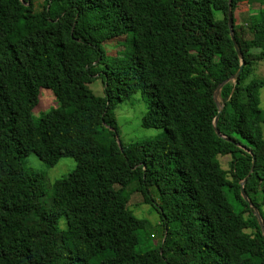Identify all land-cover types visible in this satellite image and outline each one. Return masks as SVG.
<instances>
[{"label": "trees", "instance_id": "obj_1", "mask_svg": "<svg viewBox=\"0 0 264 264\" xmlns=\"http://www.w3.org/2000/svg\"><path fill=\"white\" fill-rule=\"evenodd\" d=\"M242 3L264 0H231L245 64L221 90L219 136L214 92L241 67L229 0H0V264H264L263 231L241 195L248 178L264 222V79L246 83L264 60V9L238 26ZM128 32L133 53L108 58L104 44ZM96 79L103 96L88 86ZM41 88L58 106L35 120ZM137 92L142 125L165 133L125 146L115 108ZM31 152L48 167L76 162L49 206L45 175L26 170ZM133 181L146 204L152 188L158 196L155 248L137 236L147 223L129 208Z\"/></svg>", "mask_w": 264, "mask_h": 264}, {"label": "rangeland", "instance_id": "obj_2", "mask_svg": "<svg viewBox=\"0 0 264 264\" xmlns=\"http://www.w3.org/2000/svg\"><path fill=\"white\" fill-rule=\"evenodd\" d=\"M264 9L263 4L242 3L236 11V24L238 26L249 23L257 11ZM132 32L125 36L119 37L113 41L104 44L106 56L108 58H125L130 56L134 51ZM264 79V60L254 64L253 74L246 80L249 81ZM89 88L96 96L104 95V84L101 79H96L88 84ZM58 106L54 92L48 88H41L39 92V102L32 111V116L38 120L46 112ZM260 107L264 113V87L260 90ZM147 112V104L142 98L141 92H137L129 99L116 105L115 114L118 122L119 140L123 145H129L133 142L155 139L165 133L163 128H146L142 125V119ZM264 136V124L262 125ZM119 141V142H120ZM219 161L224 170H229V156H220ZM24 164L28 172H41L45 175L46 193L42 197V203L49 206L52 202V185L53 183L72 172L76 167V162L72 158H62L54 167H48L39 157L31 152L24 158ZM137 182H132L127 187L129 195V208L134 212L136 217L145 220L147 225L145 229L137 231V236L143 249L155 248L161 241L160 215L157 211L158 196L152 188V195L155 202L146 204L140 192L136 190ZM59 227L62 230L67 228L65 216L59 220ZM155 235V237L153 236Z\"/></svg>", "mask_w": 264, "mask_h": 264}, {"label": "water", "instance_id": "obj_3", "mask_svg": "<svg viewBox=\"0 0 264 264\" xmlns=\"http://www.w3.org/2000/svg\"><path fill=\"white\" fill-rule=\"evenodd\" d=\"M228 24H229V28H230V35H231V39L233 41V44H234V48H235V51L237 52L239 58L241 59V67L240 69L238 70V72L236 74H234L231 78H229L228 80L224 81L223 83H221L215 90L214 92V100H215V103L218 107V115L216 116L215 118V121H214V129H215V132L216 134H218L219 136L220 135V132L217 128V124H218V121H219V118H220V115L223 111V105H222V99H221V90L223 88V86L225 84H227L228 82H237L238 79L240 78V75L241 73L243 72V68H244V60L242 59V53H241V50L239 49L238 45H237V42H236V39H235V35H234V25H233V15H232V9H231V0H229V8H228ZM119 146L121 148V143L119 142ZM255 163H256V158L253 156V161H252V171L254 170V167H255ZM250 176V175H249ZM248 176V177H249ZM247 179L246 178L242 183H241V195L244 199V201L249 204V206L251 208H253V212H254V215L257 216L259 222H260V225H261V228H262V231H263V235H264V222L261 218V215L258 211L257 208H254L252 203L250 202L248 196L246 195L245 193V190H244V187H245V184L247 183Z\"/></svg>", "mask_w": 264, "mask_h": 264}]
</instances>
